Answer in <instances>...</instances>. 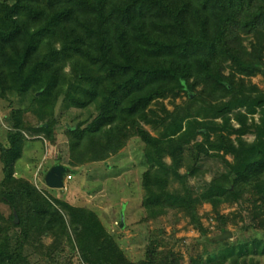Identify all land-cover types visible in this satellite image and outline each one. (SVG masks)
<instances>
[{"label":"trees","instance_id":"16d2710c","mask_svg":"<svg viewBox=\"0 0 264 264\" xmlns=\"http://www.w3.org/2000/svg\"><path fill=\"white\" fill-rule=\"evenodd\" d=\"M256 75L264 77V0H0V99L31 92L29 108L48 115L27 128L23 110L12 109L0 142V202L11 210L0 218V264H33L24 253L33 233L58 245L45 253L51 264H71L55 261L68 226L74 264H183L162 239L130 260L93 210L15 174L26 140L55 142L59 101L84 114L64 125L69 166L105 162L138 142L149 217L209 203L223 229L238 226L241 214L220 213L222 203L264 211V89ZM257 223L263 229L264 217ZM227 239L203 264H264L263 236Z\"/></svg>","mask_w":264,"mask_h":264},{"label":"rangeland","instance_id":"374dc122","mask_svg":"<svg viewBox=\"0 0 264 264\" xmlns=\"http://www.w3.org/2000/svg\"><path fill=\"white\" fill-rule=\"evenodd\" d=\"M252 81L264 89L262 75H256ZM182 98L185 97L177 98L176 101L180 102ZM9 99L10 103L0 99V142L4 144L7 142L6 131L11 127L9 115L12 109L23 110L24 125L27 128L39 125L48 117L43 111L44 107L41 110L38 107L37 110L29 108L32 101L31 92L14 94ZM163 102L168 109L172 108L168 99ZM54 115L59 120L54 124L55 142L51 143L40 138L26 140L21 158L15 162V174L28 179L46 195L55 194L74 206L93 210L130 260L143 259L147 246L154 240L162 239L166 243V248L171 247L183 255V264H203L208 252L216 251L221 246L213 237L226 230H229L232 235L231 238L223 241H229V243L245 241L255 236L264 237V228L258 227V223L254 224L258 217H264V211L252 212L250 203L246 201L238 200L233 204L222 203L220 206V213L225 215L238 211L241 217L236 219L238 226L241 227L232 224H227L223 229L218 227L215 220L216 214L209 203L197 206L195 211L177 212L176 214L170 212L167 216L149 217L142 206L144 189L141 185V173L144 165L138 142L129 141L125 147L105 162L86 163L72 168L68 165L69 152L63 132L64 125L75 123L78 119L84 118V114L78 115L74 109H65L62 101H59L54 109ZM146 128L153 133L149 126ZM25 133L31 139L32 135L27 130ZM245 138L252 140L253 136L247 134ZM228 158L231 157L228 156ZM55 162H62L68 170H75L74 174L71 173L73 178L66 180L65 186L60 189L50 188L44 183L45 174ZM1 169L0 165V179ZM211 175V172H207L195 184L198 186L202 184L201 182L208 181ZM190 182L194 183V179H190ZM10 212V208L0 202V218L1 216L3 219L7 218ZM65 218L68 219L67 215ZM121 219L123 220L122 226L120 225ZM242 225H249L251 228H245ZM0 226H3L2 223ZM159 228H163L164 232L159 233ZM18 230L10 231L12 244L15 242ZM53 241L52 237L39 238L37 233H33L24 253L33 264H51V259L46 257L45 253L58 246ZM162 247L161 245L158 249ZM63 249L64 252L60 254L62 258L59 256V259L55 261L64 262L70 259L71 264H74L76 246L70 226L67 228ZM259 264L263 262L260 261Z\"/></svg>","mask_w":264,"mask_h":264},{"label":"water","instance_id":"95a60500","mask_svg":"<svg viewBox=\"0 0 264 264\" xmlns=\"http://www.w3.org/2000/svg\"><path fill=\"white\" fill-rule=\"evenodd\" d=\"M66 173V168L61 164L52 166L44 176V183L50 188L59 189L63 186V177ZM123 220L121 219L120 225L122 226ZM232 233L229 230L222 232L215 237L216 240L231 238Z\"/></svg>","mask_w":264,"mask_h":264},{"label":"crops","instance_id":"0c3cea01","mask_svg":"<svg viewBox=\"0 0 264 264\" xmlns=\"http://www.w3.org/2000/svg\"><path fill=\"white\" fill-rule=\"evenodd\" d=\"M56 164H61V165H62V162H57V163L55 162L54 165H56ZM54 165H53V166H54ZM71 167H72V168H75V167H78V166H71ZM66 171H67V173H70V174L73 173V174H74V171H75V170H68V169L66 168ZM67 173H66V174H67ZM66 174H65V175H66ZM72 178H73V176L71 177V179H72ZM71 179H69V180H71ZM53 196L57 197V195H55V194H54Z\"/></svg>","mask_w":264,"mask_h":264},{"label":"clouds","instance_id":"9594fccd","mask_svg":"<svg viewBox=\"0 0 264 264\" xmlns=\"http://www.w3.org/2000/svg\"><path fill=\"white\" fill-rule=\"evenodd\" d=\"M66 173H67V171H66ZM66 173H65V174H66ZM67 174H70V173H67ZM67 174H66V175H67ZM66 175H64V177H63V184H64L65 181L67 180V179H66ZM70 175H71V174H70ZM71 177H72V176H71ZM59 189H60V188H59Z\"/></svg>","mask_w":264,"mask_h":264},{"label":"built area","instance_id":"2783aa9c","mask_svg":"<svg viewBox=\"0 0 264 264\" xmlns=\"http://www.w3.org/2000/svg\"><path fill=\"white\" fill-rule=\"evenodd\" d=\"M66 179H67V180L71 179V175H70V174H67V175H66ZM64 184H65V183H64ZM64 184H63V186H65ZM65 188H66V187H65Z\"/></svg>","mask_w":264,"mask_h":264}]
</instances>
